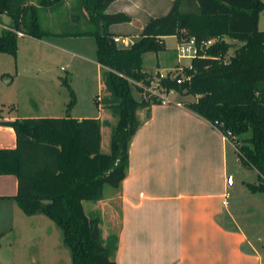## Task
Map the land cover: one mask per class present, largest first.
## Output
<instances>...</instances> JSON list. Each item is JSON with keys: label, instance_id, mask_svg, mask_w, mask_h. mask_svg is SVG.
Returning a JSON list of instances; mask_svg holds the SVG:
<instances>
[{"label": "trees", "instance_id": "16d2710c", "mask_svg": "<svg viewBox=\"0 0 264 264\" xmlns=\"http://www.w3.org/2000/svg\"><path fill=\"white\" fill-rule=\"evenodd\" d=\"M62 0H0V19L12 23L0 36V54L16 56L20 34L41 40L46 33L40 24V9ZM121 0H83L95 29L79 36L93 37L97 63L109 80L118 100L119 112L109 153L101 152V127L96 119L25 118L5 122L14 129L15 149H0V174H14L18 193L13 199L28 216L42 215L63 233L72 264H117L101 240L100 219L90 218L84 202L96 200L106 186L120 190L128 175L129 151L143 122L139 112L161 100L147 95L138 101L132 92L151 87V75L143 67L144 55L165 51V38L179 42L195 38L199 43L216 39L207 57L185 68L190 82L178 78L161 80L162 87L195 101L185 107L210 123L219 122L240 140L242 163L258 173V184H246L251 193L264 194V32L259 30L262 0H174L168 13L149 18L131 48H119L112 27L130 24L126 13H108ZM240 42L226 60L231 45ZM142 83L143 87L139 84ZM70 88L68 81H65ZM69 109L76 104L71 90ZM150 119L148 114L147 119Z\"/></svg>", "mask_w": 264, "mask_h": 264}, {"label": "crops", "instance_id": "0c3cea01", "mask_svg": "<svg viewBox=\"0 0 264 264\" xmlns=\"http://www.w3.org/2000/svg\"><path fill=\"white\" fill-rule=\"evenodd\" d=\"M40 1L32 0V3L38 5ZM173 1L170 0L164 14L169 12ZM119 2L123 6L109 12ZM134 3L135 0H121L108 9V13L122 12L132 18L130 24L111 29L115 38L120 39L117 44L131 39L120 46L123 49L138 41L146 21L153 17L142 18L144 11L133 7ZM60 7L67 9L77 29L57 35L88 37L79 35L95 29L83 0H62L54 7L40 9V24L46 33L52 32L42 26L41 14L53 13ZM135 21L141 23L140 28L135 26ZM10 25H4L3 32ZM98 67L99 78L104 82L100 76L103 69L99 64ZM170 101L139 112L143 124L132 141L128 175L121 189L105 191L104 188L96 200L90 201L88 212L100 219L103 245L117 264H262L261 252L250 232L255 225L250 227L240 220L245 211L247 215L258 212L259 203L263 202L258 197L261 193L245 194L247 207L236 209L224 205V194L234 183L231 180L229 184L230 148H236L223 139L212 123L185 107L190 101ZM106 109L103 107L95 118L100 123L101 138L102 125L108 118ZM148 114L150 119L146 120ZM25 118L0 115V134L9 135L13 141L8 149L16 148V134L3 123ZM242 184L248 189L246 184L250 183ZM0 199L11 197L0 194ZM21 212L20 207L16 209L14 218L21 219ZM85 212L88 213L86 209ZM26 217L43 231L49 228L42 215Z\"/></svg>", "mask_w": 264, "mask_h": 264}, {"label": "rangeland", "instance_id": "374dc122", "mask_svg": "<svg viewBox=\"0 0 264 264\" xmlns=\"http://www.w3.org/2000/svg\"><path fill=\"white\" fill-rule=\"evenodd\" d=\"M167 5H170V0H135L133 7L141 8L144 13L140 15L144 18L148 15H163ZM120 6H123L121 2L115 4L109 12L118 10ZM41 18L44 29L55 34L50 33L41 40L20 37L16 56L0 54V115L13 114L23 118H65L70 115L73 118L95 119L100 116L103 107L109 108L106 109L108 118L102 125L101 138V152L109 153L119 113L113 106L117 105L118 100L108 74L105 71L102 75L100 73L104 82L99 78L95 39L56 34H68L77 29L65 7L57 8L53 13L43 12ZM11 23L10 17L2 16L0 36L3 34L4 25ZM140 25L141 23L135 21L137 28H140ZM259 30L264 32V12L260 14ZM130 40L126 38L117 45L120 48L124 46V42L128 44ZM226 41L231 45L226 57V60H229L241 43L229 38H226ZM178 44L177 37H168L165 51L144 55L143 67L151 75V87L144 89L142 93L136 87L132 88L138 101H141L144 95L152 100H160V96L164 95L160 87L163 77H175L185 66L190 65L191 60L178 59ZM66 80L71 89L65 84ZM71 90L76 95V104L70 110ZM98 96L101 99L99 102ZM169 99L185 102L195 100L193 96H182L178 93L169 95ZM250 137L251 132L240 140ZM240 140L238 149L243 145ZM12 142L9 135L0 134V149H8ZM229 172V178L234 180L228 191L231 208L247 207L245 194L251 195V192L243 187L242 183L258 184L257 171L246 167L241 161L239 151L230 148ZM105 189L113 191L109 186ZM17 193V176L0 174V194L11 197L10 200L0 199V264H72L71 253L64 244L63 233L55 223L44 216L49 228L43 231L40 225L34 224L33 220L28 219L22 212L21 219L14 218V211L19 209L18 203L13 199ZM258 197L263 199V202L259 203L258 212L247 215L245 211L241 213L240 220L250 227L255 225L250 232L255 238L254 243L261 252L264 264V194ZM84 206L87 212L90 211L91 202H86ZM87 214L94 218L90 216V212Z\"/></svg>", "mask_w": 264, "mask_h": 264}, {"label": "built area", "instance_id": "2783aa9c", "mask_svg": "<svg viewBox=\"0 0 264 264\" xmlns=\"http://www.w3.org/2000/svg\"><path fill=\"white\" fill-rule=\"evenodd\" d=\"M20 36H22L20 34ZM119 38H115L114 41L115 43L119 42ZM217 43L216 39H210L208 41H202L198 42L195 38H191L189 40L181 41L178 44V47L176 48L177 52V57L179 60H191V63L189 66H185L182 70L181 73L175 77H170L171 79H176L178 78V83L183 84L186 82L191 81V77L187 76L185 73V68L192 69V61L197 58V57H207V50L214 46ZM164 79L167 77H163ZM140 87H143L142 84H139ZM160 87L162 89V93L164 95L160 96V100L162 101L163 104H169L171 101L169 99V95L174 94V91L167 92L161 85L160 81ZM144 89H148L144 87ZM179 106H181L179 104ZM212 126L219 131L222 134L223 139L228 142L233 144V146L238 150V145L240 144L238 142L237 137L231 132V131H223V125L220 124L219 122H215L212 124ZM229 193L226 192L224 194V205L228 206L229 205Z\"/></svg>", "mask_w": 264, "mask_h": 264}, {"label": "water", "instance_id": "95a60500", "mask_svg": "<svg viewBox=\"0 0 264 264\" xmlns=\"http://www.w3.org/2000/svg\"><path fill=\"white\" fill-rule=\"evenodd\" d=\"M231 183H232V181H231V179L229 180V184L231 185Z\"/></svg>", "mask_w": 264, "mask_h": 264}]
</instances>
